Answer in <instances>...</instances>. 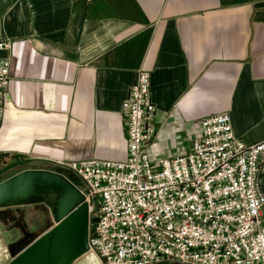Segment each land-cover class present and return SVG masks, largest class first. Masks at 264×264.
I'll use <instances>...</instances> for the list:
<instances>
[{
  "label": "crops",
  "instance_id": "0c3cea01",
  "mask_svg": "<svg viewBox=\"0 0 264 264\" xmlns=\"http://www.w3.org/2000/svg\"><path fill=\"white\" fill-rule=\"evenodd\" d=\"M0 31L11 43L0 171L23 167L5 180L125 160L123 104L142 71L161 158L184 154L215 115L246 145L264 143V0H12Z\"/></svg>",
  "mask_w": 264,
  "mask_h": 264
},
{
  "label": "built area",
  "instance_id": "2783aa9c",
  "mask_svg": "<svg viewBox=\"0 0 264 264\" xmlns=\"http://www.w3.org/2000/svg\"><path fill=\"white\" fill-rule=\"evenodd\" d=\"M10 48L0 40V53ZM9 82L10 62L0 58V120ZM123 110L126 159L68 166L89 205L97 202L89 253L101 264H264V143L246 145L229 115H215L198 124L184 154L161 158L150 146L156 105L143 71Z\"/></svg>",
  "mask_w": 264,
  "mask_h": 264
},
{
  "label": "water",
  "instance_id": "95a60500",
  "mask_svg": "<svg viewBox=\"0 0 264 264\" xmlns=\"http://www.w3.org/2000/svg\"><path fill=\"white\" fill-rule=\"evenodd\" d=\"M11 5L12 0H0V19ZM40 204L48 208L53 225L17 248H8L0 236V264H100L88 247L98 217H91L84 194L66 177L25 170L0 183V210Z\"/></svg>",
  "mask_w": 264,
  "mask_h": 264
},
{
  "label": "rangeland",
  "instance_id": "374dc122",
  "mask_svg": "<svg viewBox=\"0 0 264 264\" xmlns=\"http://www.w3.org/2000/svg\"><path fill=\"white\" fill-rule=\"evenodd\" d=\"M150 146H152L153 148L154 145L152 144ZM22 168V166H14L6 171L1 170L0 181L5 180L6 178L18 172ZM63 174L64 177H66L83 194H85L84 184L73 172L64 171ZM91 208V217H97L98 209L96 203H93L92 205L90 204V209ZM0 216H5L8 221L3 222L0 219V236L2 237L5 245L8 248H17L24 244L32 243L35 239H37L40 235L46 232L53 225V220L48 208L42 204L35 206L12 208L4 212L3 215L0 212ZM159 264L179 263L173 261H163Z\"/></svg>",
  "mask_w": 264,
  "mask_h": 264
}]
</instances>
